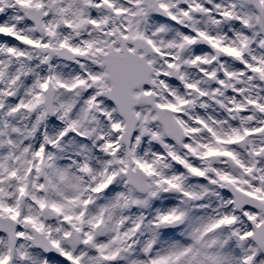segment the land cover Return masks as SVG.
<instances>
[{"label":"snow or ice","instance_id":"6c2138e0","mask_svg":"<svg viewBox=\"0 0 264 264\" xmlns=\"http://www.w3.org/2000/svg\"><path fill=\"white\" fill-rule=\"evenodd\" d=\"M0 264H264V0H0Z\"/></svg>","mask_w":264,"mask_h":264}]
</instances>
